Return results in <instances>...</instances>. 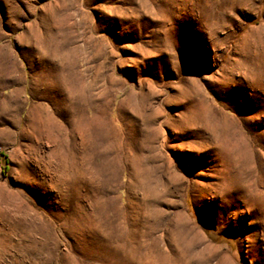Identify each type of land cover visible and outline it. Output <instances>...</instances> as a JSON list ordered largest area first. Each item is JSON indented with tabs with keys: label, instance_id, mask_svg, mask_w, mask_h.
I'll return each instance as SVG.
<instances>
[{
	"label": "rangeland",
	"instance_id": "obj_1",
	"mask_svg": "<svg viewBox=\"0 0 264 264\" xmlns=\"http://www.w3.org/2000/svg\"><path fill=\"white\" fill-rule=\"evenodd\" d=\"M1 153L0 264H264V0H0Z\"/></svg>",
	"mask_w": 264,
	"mask_h": 264
},
{
	"label": "trees",
	"instance_id": "obj_2",
	"mask_svg": "<svg viewBox=\"0 0 264 264\" xmlns=\"http://www.w3.org/2000/svg\"><path fill=\"white\" fill-rule=\"evenodd\" d=\"M2 157H5L4 153H1L0 159H2ZM4 168L7 169V160L6 159H5V162H4Z\"/></svg>",
	"mask_w": 264,
	"mask_h": 264
}]
</instances>
